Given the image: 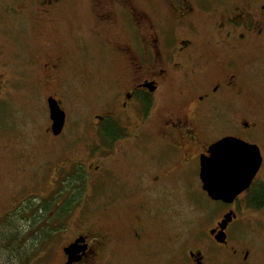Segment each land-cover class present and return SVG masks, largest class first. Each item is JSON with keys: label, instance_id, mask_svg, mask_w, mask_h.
<instances>
[{"label": "flooded vegetation", "instance_id": "1", "mask_svg": "<svg viewBox=\"0 0 264 264\" xmlns=\"http://www.w3.org/2000/svg\"><path fill=\"white\" fill-rule=\"evenodd\" d=\"M84 1L27 3L34 81H23L9 40L0 42V229L36 215L41 197L29 191L47 178L52 198L40 218L72 229L59 264L74 244L68 264H264V0ZM80 2L95 33L114 30L98 50L115 62L108 73L89 74L88 57H108L87 54L96 44L73 17ZM24 13V0H8L0 27L23 24L12 16ZM20 98L41 104L32 129ZM73 99L98 106L84 119L71 113ZM49 101L64 115L58 132ZM223 139L260 155L249 185L227 202L210 198L201 175ZM185 197L195 199L197 228L169 236Z\"/></svg>", "mask_w": 264, "mask_h": 264}, {"label": "rangeland", "instance_id": "2", "mask_svg": "<svg viewBox=\"0 0 264 264\" xmlns=\"http://www.w3.org/2000/svg\"><path fill=\"white\" fill-rule=\"evenodd\" d=\"M25 1V13L23 15H16L12 16V18H25V22L23 24H9L4 25L3 27H0V42L2 44V40L8 41V44L11 46V49L7 50V53L9 57L12 60H15L18 62V66L24 68L25 71V77L23 79L24 82H29V81H34V77L31 74H27V70L30 68V66L33 67L32 65V60H33V53L29 49L30 45L32 47V40L34 36V32L30 29V26H26L27 23L31 25L32 20H33V11L35 6H29L27 3L29 0H24ZM82 2H85L82 0ZM84 4L85 3H78L74 8V11L77 13V15H74L73 17H77L79 21H83L86 24L89 25L90 30L87 32V36L85 40L89 43L90 42H95L96 46L90 50V53H87L89 56L94 55L98 56L101 55L102 53H105L104 57L106 58V62L102 60H98L97 57H93V61H91V58L88 57V65H89V70L91 69V72L89 74H92L93 72L96 73L100 71L101 69L104 71V73H108L115 65L113 62V59L110 57L109 53H107V48H104L102 53L100 54L98 50H101L103 46V38L107 41L112 39L114 37V30L113 29H103L100 32H94L93 30L96 28V25H94L95 20H94V15L89 13L88 15H85L83 13L84 10ZM8 6V0H0V12L2 11L3 8ZM75 20H72L74 22ZM7 35V36H6ZM21 36V40H17V37ZM98 38V40H97ZM8 39V40H7ZM3 40V41H4ZM5 45L7 42H4ZM99 45V46H98ZM1 48V47H0ZM11 51L14 52L12 54ZM112 56V55H111ZM82 60H85V57L81 58ZM76 60L80 61L79 57L76 58ZM27 94V92H24ZM87 96V94H86ZM23 97V96H22ZM20 105H23L24 111L22 117V122L24 123L25 129H32V126L30 127L31 121L33 117H37L38 112H37V106L41 105L38 101H30L29 99H22L20 98L18 101ZM70 109L72 114H77L80 115L82 118L86 119L88 115V110L90 109V106H98V104H95L93 100L91 101H78V100H72L70 104ZM20 120L14 121L10 120V124H18ZM3 158H2V153H0V169L3 166ZM25 181H28V179H25ZM47 183V178L45 181L42 183L38 184L35 186V189H31V187L26 188V190H30L29 193H35L38 195V197H41V200L39 198L33 199V202L36 203V206L38 207L37 213L34 217H25L24 219H15L14 217H10V223H12L11 227L12 228H6V229H0V264H17V259L14 258V255H10L5 251L4 246H2V239L3 235L6 234H18V238L13 240L12 244H19L22 245L23 249L26 250V254L28 255L32 251L35 250V247L37 246L38 242L35 240L37 239L36 236H38V239L40 237L44 238H50L52 241L49 245H45L46 250H41L34 252L36 254L37 260L40 259V254L42 252L43 255V260L42 264H59L62 255L60 251V246L63 245L64 239L67 237V235L70 233L72 229H53L55 232L53 235L48 236V234L42 233L41 229H32L31 225L34 222L36 224V221H39L40 215L42 213V206L41 204L43 203L42 200H46V202H49V200L52 198L51 192H47L48 185ZM1 184V183H0ZM47 192V193H46ZM44 193V194H40ZM194 198V197H193ZM193 198L185 197L180 201V211H181V217H179V222L177 223L178 229H167L166 232L168 233L169 236H177L179 233L183 232L184 236H187L189 233L190 229H196L197 228V221H199L195 211L192 209L191 205L193 202L192 200H195ZM190 199V200H188ZM26 204V205H25ZM46 205L45 203H43ZM25 205V209H27V202L23 203V206ZM30 218V219H29ZM14 219V220H13ZM70 224V223H69ZM181 225V226H180ZM71 226V225H70ZM180 227V229H179ZM45 230V229H44ZM49 230V229H48ZM178 231V232H177ZM182 236V235H181ZM37 239V240H38ZM11 244V243H10ZM25 245V246H24ZM27 245V246H26ZM29 249V250H28ZM23 251V250H22ZM24 253V254H25ZM153 255V253H152ZM32 257H34V254L32 253ZM20 260V259H19ZM34 262V261H33ZM20 264V261L19 263Z\"/></svg>", "mask_w": 264, "mask_h": 264}, {"label": "water", "instance_id": "3", "mask_svg": "<svg viewBox=\"0 0 264 264\" xmlns=\"http://www.w3.org/2000/svg\"><path fill=\"white\" fill-rule=\"evenodd\" d=\"M49 106L54 132H58L63 124V112L53 101H49ZM211 150V158L201 162L202 188L211 199L230 201L249 185L260 164L259 152L255 146L233 139H223ZM65 252L68 262L72 261L78 252L76 244L65 248Z\"/></svg>", "mask_w": 264, "mask_h": 264}, {"label": "trees", "instance_id": "4", "mask_svg": "<svg viewBox=\"0 0 264 264\" xmlns=\"http://www.w3.org/2000/svg\"><path fill=\"white\" fill-rule=\"evenodd\" d=\"M73 193H74V195L72 197L76 196L75 195V193H76L75 190H74ZM45 206L46 207L44 209H46L47 206H49L48 203ZM39 220H40V222H39L38 229H41V232L45 233V234H48V236L53 235V233L55 232V230H53V229H60V227H61V225L59 226V224L54 225V222L56 220L55 218L51 219L48 216H45V215L43 216L42 215ZM36 237L38 239V236H36ZM17 238H18V234L10 233V234L3 235V239H2V242H3L2 246L6 247L5 251L8 254H10L12 256L14 255V258L17 259V264L19 263V261H20V264H42V260H43L42 252L39 255L41 260L40 259L37 260L36 254L34 252L41 251V250H46L45 245L46 244L49 245L52 242L50 240L51 237L50 238H47V237L42 238V237H40L38 240L35 239L38 242V244L35 247V250L32 251L31 253H29L28 255L25 253L26 250L23 249L22 245H19V244L16 245L15 243L12 244L13 240L17 239ZM52 238H54V237H52ZM32 253L34 254V257H32Z\"/></svg>", "mask_w": 264, "mask_h": 264}]
</instances>
